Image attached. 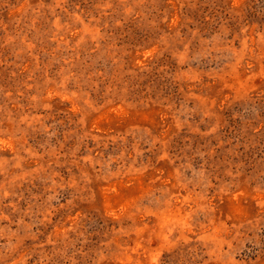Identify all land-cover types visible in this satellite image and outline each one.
<instances>
[{"label":"rangeland","instance_id":"1","mask_svg":"<svg viewBox=\"0 0 264 264\" xmlns=\"http://www.w3.org/2000/svg\"><path fill=\"white\" fill-rule=\"evenodd\" d=\"M0 264H264V0H0Z\"/></svg>","mask_w":264,"mask_h":264}]
</instances>
